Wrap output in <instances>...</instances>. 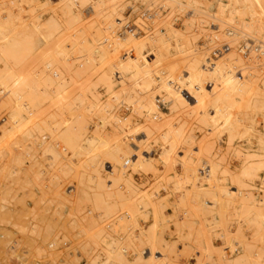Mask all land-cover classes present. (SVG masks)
<instances>
[{
    "label": "rangeland",
    "instance_id": "1",
    "mask_svg": "<svg viewBox=\"0 0 264 264\" xmlns=\"http://www.w3.org/2000/svg\"><path fill=\"white\" fill-rule=\"evenodd\" d=\"M207 1V5H200L192 1L180 4L173 0H106V6L104 4L105 7L99 9L100 15L97 11L86 9L83 12L85 19L74 25L69 22V15L64 10L55 8V4L46 5V0H0V19L5 20L9 16L8 12L14 11L24 21H29L33 13L42 20L50 19L55 14L61 21V28L56 30L52 40L49 39V43L45 42L38 47L35 56L27 61V66L34 65L38 71H46L48 76L59 65V55L49 57V53L54 52L55 42L63 41L66 46L70 41H75L76 50L85 49L94 40L95 30L90 23L97 17L104 18L105 13L114 8L121 9L125 17L114 30L108 31L112 35L119 33L120 37H112L117 40H122L128 33L126 31L143 32L144 28L136 25L138 17H142L150 26V29L141 33L140 36H143L159 26L161 28L172 17H175L172 19L173 26L187 28L186 22L193 16L191 8L199 7L206 14L210 13L211 15H205L198 8L196 18H192L200 21L198 41L194 45L195 52L197 51L195 55L201 53L200 56L206 55V58L212 55L218 61L220 70H224L223 59L230 52L227 42L237 50L241 49L246 40L251 48L260 45L264 49V2L261 3L264 0H248L245 3L241 0ZM78 9L76 6V10ZM147 14L152 15L148 17ZM116 15L115 13L114 16ZM247 23L255 29L250 28L249 24L244 27ZM101 25L107 27L104 23ZM228 29L234 30L236 36L225 37ZM215 34L221 35L218 40ZM147 43L144 46L145 53L152 50L150 43ZM123 51L126 55V50ZM221 52L224 54L218 57ZM239 52L244 56L249 54L241 50ZM262 53L264 50L260 54ZM254 55L251 54L249 59L243 56L247 61H255L247 64L243 71L244 75H252V88L249 92L242 90L235 93L229 109L233 121L241 110H250L247 109L248 100L256 91V84L261 80L260 74L264 76L262 56ZM185 58L181 60L184 66L182 62L179 63L180 60L175 59L176 62L166 60L158 65L152 64L147 71L153 76L152 90L145 87V76L138 75L134 70L123 74L126 77L123 83L120 82L119 74H111L113 92L108 91L107 83L96 82L98 74L85 77L84 81H75L77 84L74 82L65 92L70 90L73 102L80 108L77 110L85 115L87 127L84 145L87 148L72 153L64 150L59 136H53L44 130L45 121L48 127L62 125V122L69 123L67 116L60 117V112L56 110V106L64 100L58 104L44 100L31 115L29 98L10 97L8 90H0V156H5L0 166V210L3 211L0 228L3 227L2 233L6 230V234L3 233V238L0 239V264H21L22 260L28 264H90L82 246L86 243L93 245L91 256L98 257L97 264H110L105 262V258L110 249L109 243L114 239L122 242V251L129 259L120 261L121 264H264V116L257 115L255 121L256 128L262 131V137L245 134L240 130L231 137L222 133L224 100L232 91L231 88L225 84H207L204 76L202 84H195L196 89L185 87L179 92L182 97H177L172 91L164 89L157 78L162 76L167 80L174 70L177 78L184 76L188 70ZM53 59V66L47 67L48 62ZM200 59L204 63V58ZM93 60L96 64L102 62L98 54H94ZM256 62L258 63L254 64ZM177 63L178 66L171 70ZM1 69L5 70L3 64ZM258 70L260 73H257ZM133 71L137 76L134 77ZM235 72L240 76L238 68ZM92 80L96 82L94 93L89 90L84 92L85 86L82 84L85 81L90 84ZM11 86L14 87V83ZM129 88L136 97H155L158 117H155L157 113L154 112L146 122L145 115L148 112L143 109L134 110L133 105L124 101L128 94L125 90ZM81 92L84 93L80 95L84 102L79 97ZM113 94L119 97L117 107L122 114L129 112L125 105L131 106L141 118L138 125L149 124L155 131L153 137L159 139L166 136L169 141L176 137L177 143L170 147L162 145L155 138L140 141L141 143L132 138L131 141L125 140L129 146L133 145L134 152L143 151L151 162L129 164L123 160V163H127L123 166L121 163L117 164L119 161H115L116 158H112L111 154L107 156V152H111L117 143V140L106 136L111 131L109 127L100 130V135L107 139L106 142L88 144L86 139H91L96 124H102L100 114L91 110L89 105L95 97L103 102ZM12 107L24 109L22 114L26 118L22 119L21 125L13 122ZM64 118L65 121H62ZM207 120L209 123L212 121L210 126ZM36 122L38 125L43 122L42 131L41 127L36 126ZM28 129H33L31 131L35 135L25 137ZM180 129L183 134L171 139L174 131L181 133ZM185 138L190 139V142H186ZM18 139L24 141L22 146L17 147L15 142ZM135 143L140 146L136 147ZM24 147L31 149L32 154L24 152ZM12 154L19 157L24 155L27 158L24 161L30 158L29 162H24L28 167L29 163L35 162L34 169L32 166L30 169L32 173L27 171V166L20 164H16V170L13 171ZM94 160L101 162L97 165ZM207 166L214 169L209 172L210 168ZM203 167L208 168V176L201 177L199 170ZM121 170H125V176L132 177L140 187L136 185L138 189H130L123 184L110 186L105 183L111 176L121 173ZM194 170L201 182L197 179L193 180L199 181L198 183L190 181ZM83 173L84 176L81 175ZM92 176L95 178L94 182L90 179ZM188 176L191 177L189 181ZM133 214H136V220L132 217ZM36 225L38 232L33 234L30 228ZM246 242L251 245L249 252L244 247ZM235 245L239 252L233 257H226L224 247Z\"/></svg>",
    "mask_w": 264,
    "mask_h": 264
},
{
    "label": "bare ground",
    "instance_id": "2",
    "mask_svg": "<svg viewBox=\"0 0 264 264\" xmlns=\"http://www.w3.org/2000/svg\"><path fill=\"white\" fill-rule=\"evenodd\" d=\"M173 1L179 2L180 4H184L190 1L196 2L197 4H200V5H203L204 3L205 5L208 4L207 0H173ZM241 1L245 3L248 0H241ZM105 2L106 0H58V1L46 0V2L44 3L46 5L49 4L53 6L55 4L56 6L55 8H60L64 10L65 11L64 13L69 15V19H70L69 22L76 25V24H80V22H82L85 19L83 12H85L86 9H88L91 12L97 11L99 14L100 12L99 9L102 8L104 4L106 6L107 2L106 3ZM262 2L264 1H261V3ZM249 3L250 2H248V4ZM76 6L79 7L78 10H76ZM198 8L196 7L195 9L191 8L193 10L192 12L193 16L188 22H186L187 20L185 21L186 23H188L187 28L179 29V27L173 26L172 19H174L175 17L174 18L172 17L171 21L170 22L166 21L164 25L161 26V28L160 26L157 29L153 28L154 30L151 33L143 34V36H140L142 35L141 33L150 29V26L146 20H144L142 17L139 18L137 16L138 18H136V21H137L136 25L139 24L142 27V29L144 28L143 32L136 33L134 32V30L126 31L127 30L126 29L125 31L128 33L126 34L124 33L126 36L122 40H117V39L112 38V37H115V38L120 37L119 33L115 32L112 35L111 31L114 30V28L118 26V24H120L125 18L122 14L121 9L114 8L113 11H109L107 14L105 13L104 18L102 17L103 19L97 17L96 20L93 19V21L90 23V25L94 28L93 30H95V33L93 35L94 40L91 39L93 41H91L90 44L85 47V49H81L84 51H81L80 49L76 50L74 48L75 41H70L68 45L64 46L63 41L57 40L58 42L56 41L57 43L55 42L54 46L52 45L53 47H55V49H54V52L49 53V57H54V55L57 54L60 56V58L58 59L59 65L56 66L55 72L49 76L47 75L46 71H41V70L38 71L37 68H35L36 66L34 67V65L32 67L27 66V61L29 59H32L31 57L35 56V53L38 50V47H41L45 42L49 43V39H51L54 33H56L59 30V28H61V24H62L60 23L61 21H59L58 18L54 16L55 14L50 16V19L46 18L47 20H42L37 15L34 16L35 14L32 11L31 12L33 13V16H31L29 21L28 20L24 21V20H21L19 13H15L14 11H9L8 12L9 16L6 19L2 17L5 20L0 19V90H3V91L8 90L10 92L9 94L10 97L18 96V97H23V98L24 97L29 98L30 103H31V108H29L31 115L34 112H36L35 110L38 108L40 103L43 102L44 100L48 101L49 103L54 101L56 102L55 104H58L59 101L64 100L63 102H61L60 105L58 104L60 107L58 105H57L58 107L56 106L57 108L56 110L60 112L58 113L60 117L67 116L68 118L67 122H69L70 124L65 123V122H64L65 124H63L62 122V125L57 124L55 125V127H50V126L48 127L45 121L46 128H44L41 125L44 122L43 120V122H41L40 125H38L37 122H36L37 125L36 124L35 125L38 126L39 128L42 126L44 130L49 131V133L52 134L53 136H59L60 138L59 137L58 138L61 141H63L64 150L67 153H72L74 151L87 148L84 145V139H85V134H86L85 131L87 127L85 115L83 114V112L77 110L80 108L76 107V104L73 102V98L71 97L72 93L69 92L70 90L65 92L68 88H70V86L75 81H80L82 79H83L82 81H84L85 77L90 78L91 76L98 74L99 79L96 80V82L103 81L104 83H107L106 85L109 88V89L107 88L108 91L113 92L112 86L110 84L111 74L113 73L117 75L119 74L120 82L123 83L126 80L125 79L126 77H124L123 74L126 72H129V70H134L138 73V75L145 76V87H147L149 90H152L153 85H154L153 76L150 75L149 72H147L149 67L152 64L158 65L166 60L173 61L174 59L177 61L180 60L179 63H181L185 57L187 56L192 57L194 55L192 58H189L190 60L187 58H185L184 60V62H187L186 69H188L185 71L186 74H184V76H180L177 78V76L175 75L176 76L175 77L174 76L175 70L173 71V75H171L172 73L170 74L171 77H169V79H167L166 77L167 80H165L162 76H157L159 81L163 84V88L168 91H172L173 94L176 95L177 97H182L181 95H179V92L181 89H184L185 87L186 89H190L187 87L195 88L196 87L195 84L196 85L202 84V81L204 80V76H205V82H207V84L208 83H210L211 85L225 84L226 86L231 88L232 91L229 94H227V98L224 100L225 109H224V122L222 123L223 124L222 133H225V135H228L231 137L233 136V134H235V132L240 130L241 132L243 131V133L245 134H251L254 136L262 137L263 136L262 131H259L256 128L255 121L257 119V115L264 116V76L260 74L261 80L256 84V87H255L256 91L254 94H252V96L248 100L247 109H250L249 111L241 110L236 115L233 121L231 119V114H230L229 109H230V105L233 103V98L236 92L242 91V90L249 92V90L252 88V83L250 82L252 81V78H253L252 75L243 74V71H245L246 65L253 64V62H255V61H247L249 59V56L251 54L253 55L255 54L254 56H258V57L262 56L261 59H262V62L264 63V53L260 54L262 50L264 49L260 45L251 48V44L246 40L240 49L243 52H247V54L249 53L247 56H244V54L243 55L240 54L239 52L240 50L233 49L234 46L230 42H227L230 48L228 50H230V52H228L224 56V59H225V60L223 59L224 70L219 69V66L217 65L218 61L215 58H213L212 55L211 57H207V58H206V55L205 57H203L204 55L201 57L200 56L201 53L199 51L200 55L198 54V56L200 57L198 58V56L195 55L197 54V51L195 52L194 45L197 43L196 41H198L196 39L199 36L197 29L199 28L198 22L200 21L197 22L196 21L197 19L192 20V18L195 17L196 9ZM29 10H27L28 13H30ZM200 11L198 13H200ZM171 12H174V11H171ZM115 13L117 14L116 16H114ZM202 13L200 15H202ZM203 14L211 15L210 13L206 14V12ZM151 15L147 14L148 17H151ZM154 17L155 16H153V18ZM202 21L204 22V20ZM241 21L243 22V20ZM102 23H104V25H107V27L104 28L101 25ZM248 24L249 23L244 25V27L247 26ZM248 26L249 27L251 26L250 28H253V25L249 24ZM109 29L111 30L110 32H108ZM228 30H227L228 33L224 34L225 37L228 38L233 35L236 36V33L234 30L232 29H228ZM215 36L218 40V37H220L221 35L215 34ZM220 39H222V37ZM105 42H107L106 45L104 44ZM146 42L150 43L149 46H151L152 48V50L149 53H145L146 50L144 49V46L146 45ZM123 49L126 50L125 51L127 53L126 55L122 53ZM94 54H98L100 56L102 60L100 64H96L94 62L93 60ZM148 54H150V56ZM223 54L224 53L221 52L220 54H218V57ZM243 56L248 57V59L244 58ZM200 58H204L205 60L204 63H202L203 60ZM175 60L174 62H176ZM54 62H55V59L50 60L47 64V67H52ZM257 63L258 62L254 64H257ZM1 64L5 66V70L1 69ZM180 65L181 64H179V66ZM184 65L185 64H183V66ZM177 66H178V63L174 65L172 69L169 67L168 68L173 70ZM236 68L240 70L241 72L240 76L235 72ZM257 73H260L259 70ZM135 76H137L136 73L134 77ZM91 82L92 83L90 84H86V81H85L86 85L84 83L83 84L81 83L83 87L85 86L84 88L82 87L84 89V92L89 90L90 92L94 93L96 82H93V80ZM108 82H109V86H108ZM11 83H14V87L11 86ZM75 83L77 84V82ZM125 92L128 94H127V98L124 101H126L128 104L133 105L134 110L143 109L144 111L148 112V114L145 115L146 122L149 120L150 115L154 114V112L157 113V116L155 117H158V108H157L156 102L154 101L155 97L154 98L152 96L151 97L149 96L136 97L135 95L131 94L130 88L128 90H125ZM83 94L84 93L81 92L79 94V97L80 95H83ZM80 99H81V102H84V99L82 97H80ZM118 100H119V97L117 94H113L111 98L103 102H101L97 97H95V99L93 100L92 104L89 105V107L91 110H95L96 112L100 114L102 124L101 125L96 124V126L94 125L95 126V129L93 130L94 134L92 135L91 139L89 140L86 139L88 144L95 143L96 141L101 142V143L106 142L107 139L102 138L103 136L100 135L101 134L100 130L101 128L109 127L111 131H109L106 134V136L112 137L114 140H117L116 141L117 143L112 148L113 150L111 149L112 150L111 152L109 151L107 152V156L108 154L109 155L111 154L112 158L113 157L114 159L116 158L115 161H119L117 164L121 163V166H123V164L127 165V163L133 164L134 162L140 163L142 161H145L150 164L151 162L149 159V156L145 155L143 151L139 150L141 151V153L140 152L138 153L137 151L134 152L133 149L135 150V148L133 147V145L129 146L128 144H126L125 140H130L132 138L133 140L135 139V142L137 141L140 142V141H148L149 139L155 138L162 145L165 144L171 147L175 143H177V139H178L176 137L173 138V136L180 137L183 134L182 129L179 130L181 131V133H179L178 131H174V133L171 135L172 136L171 139L173 138L172 141L167 140L166 136H162L159 139L156 137H153L155 135V131L153 127H151V125L149 124L138 125L141 121V118L137 115V113L133 110L131 106L125 105L129 109V112L127 114H122L119 107H117ZM23 111L24 109L21 107H12L11 117L14 119L13 122L18 123V125H21L23 123L22 119L26 118L22 114ZM65 118L62 119V121L63 120L65 121ZM27 119H30V117H28ZM71 119L73 121H69ZM206 122H208V120ZM210 123L208 122L209 126H210ZM64 125L65 126L67 125V126L64 127ZM212 125L213 124H211V126ZM36 126L34 129H36ZM38 127H37V130H38ZM42 127L40 128L41 131H42ZM216 127L219 128V126H215V128ZM40 129H39V132H40ZM31 130L28 129L24 136L25 137L33 136L34 132ZM100 138H102V140ZM185 141L190 142V139L187 138ZM15 143L17 147H19L23 145L24 141L22 139H18ZM135 145L136 147L140 146L139 144H136V143ZM23 150L24 152L26 151V153H29V154L32 151L31 149H28L26 147H24ZM34 150L37 151V149H34ZM244 150L246 149L244 148ZM4 158H5L4 155L0 156V166ZM24 158L25 160L27 159L24 155L19 157L15 154H12L11 162L14 165L13 171L16 170L15 169L16 164L25 165L24 162H27V161L29 162V159H30L29 157L27 161H24ZM123 160L124 162L125 160L128 162L123 163L122 162ZM94 162L97 163V160L96 161L94 160ZM99 162H101V160L98 161V163ZM29 164H30L29 167L25 165L27 166L26 167L28 169L27 171L31 169V166H32V169H34L33 167H35L34 166L35 162H31ZM207 167L210 168L209 172H211L214 169V167L211 168V166H207ZM208 168L203 167L199 170L201 177L208 176V173H209ZM125 170L123 171L121 170L122 171L121 173H118V175L116 176L115 175L111 176L109 181L106 180L108 182H105V181L104 182L109 184L110 186L123 184L125 186L127 185L128 187L127 186L126 187L130 189L131 188L138 189L137 186L139 185L136 184V181H134V179L130 176L129 177L125 176L126 174ZM30 173H32L31 170H30ZM191 173H192L191 174L192 179L190 176H188V178L189 177L190 178L187 181H189L190 179H191L190 181H194L193 179H197L196 170H194ZM84 174L85 173L81 175L84 176ZM90 179L92 182L95 181L94 176H92ZM197 180L201 182L200 179H197ZM198 182L196 181L195 183H198ZM121 197H124V196L122 195ZM2 214H3V211L0 210V222L3 221L1 219ZM132 217H134V219L136 220V214H133ZM2 229L0 228V239L3 238V233L6 232L5 230V232L2 233ZM30 230L33 234L37 233L38 225L33 226L32 228H30ZM46 231L47 232L49 231V227H47ZM82 246L85 252L84 254L87 255L88 257L87 259L90 262V264H97L98 257L96 258L94 257L95 258L94 259L91 256L94 250L93 245L91 243H88V244L86 243ZM109 247L110 249L106 255L105 262H108L110 264H115V263L117 264V262H119V264H121L120 261L125 262L129 260L127 259L126 255L122 251L124 246L121 241H117L114 239L112 240L111 243H109ZM244 247L249 252L251 245L248 242H246L244 243ZM226 249H229V250H226ZM238 252H239V248L237 245L233 247H228V246L224 247V254L226 257H233V255L237 254ZM21 264H28V263L25 260H22ZM70 264L72 263L70 262Z\"/></svg>",
    "mask_w": 264,
    "mask_h": 264
}]
</instances>
